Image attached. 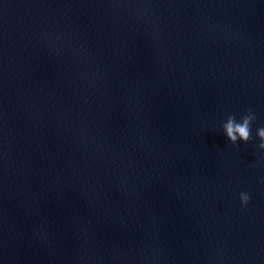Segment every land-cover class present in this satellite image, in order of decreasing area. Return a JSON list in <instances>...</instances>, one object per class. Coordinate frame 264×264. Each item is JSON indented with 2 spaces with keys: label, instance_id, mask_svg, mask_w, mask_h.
Listing matches in <instances>:
<instances>
[{
  "label": "water",
  "instance_id": "95a60500",
  "mask_svg": "<svg viewBox=\"0 0 264 264\" xmlns=\"http://www.w3.org/2000/svg\"><path fill=\"white\" fill-rule=\"evenodd\" d=\"M260 126L264 0H0V264H264Z\"/></svg>",
  "mask_w": 264,
  "mask_h": 264
},
{
  "label": "clouds",
  "instance_id": "9594fccd",
  "mask_svg": "<svg viewBox=\"0 0 264 264\" xmlns=\"http://www.w3.org/2000/svg\"><path fill=\"white\" fill-rule=\"evenodd\" d=\"M256 119L257 114L252 109H248L239 120H237L234 114L229 115L226 122L222 124V128L226 133L227 139L233 144H236L238 140L245 143L253 140L254 137L251 133V127L252 123ZM256 135L260 141L257 147L264 150V126H260L259 128H257ZM262 182H264V178H262ZM249 200L250 196L247 193H240V201L242 205H247Z\"/></svg>",
  "mask_w": 264,
  "mask_h": 264
}]
</instances>
